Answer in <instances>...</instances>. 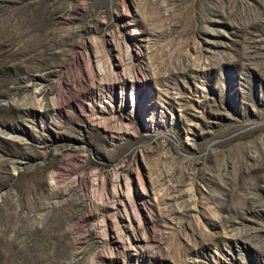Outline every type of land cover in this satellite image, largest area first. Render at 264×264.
Masks as SVG:
<instances>
[{
  "label": "rangeland",
  "instance_id": "1",
  "mask_svg": "<svg viewBox=\"0 0 264 264\" xmlns=\"http://www.w3.org/2000/svg\"><path fill=\"white\" fill-rule=\"evenodd\" d=\"M0 124V264H264V0H0Z\"/></svg>",
  "mask_w": 264,
  "mask_h": 264
},
{
  "label": "bare ground",
  "instance_id": "2",
  "mask_svg": "<svg viewBox=\"0 0 264 264\" xmlns=\"http://www.w3.org/2000/svg\"><path fill=\"white\" fill-rule=\"evenodd\" d=\"M100 72H101V74L104 73L102 67H100ZM47 73H48V72H47ZM50 73H51V72H50ZM38 79H42V77H35V78L31 77L29 80H31V81L33 80V81H34V80H38ZM31 81H29V83H26V86L29 87V88H30V86H33V85L35 84V82H33V83H34V84H33V83H31ZM41 85H42V84H41ZM26 86H25V87H26ZM34 86H35V85H34ZM38 86H39V84H38ZM44 86H45V85H44ZM42 87H43V86H42ZM27 90H28V89H27ZM29 90H30V89H29ZM32 90H33V89H32ZM32 90H31V91H32ZM47 90H48V89H47ZM45 91H46V90H44L43 88H40V86H39V88H36L35 93H36V95L40 96V97H39V100H42L43 96H45V95H44V94H46ZM35 93H34V94H35ZM45 97H46V96H45ZM33 98H34V97H33ZM36 99L38 100V97H37V96H36ZM39 100H38V101H39ZM120 193H121V192H120ZM117 194H118V192H117ZM119 198H121L120 194H119ZM121 199H122V201H123V198H121ZM122 201H121V203H122Z\"/></svg>",
  "mask_w": 264,
  "mask_h": 264
},
{
  "label": "water",
  "instance_id": "3",
  "mask_svg": "<svg viewBox=\"0 0 264 264\" xmlns=\"http://www.w3.org/2000/svg\"><path fill=\"white\" fill-rule=\"evenodd\" d=\"M0 126L3 127V125H1V124H0ZM10 127H12V126H10V125L7 126V128H10Z\"/></svg>",
  "mask_w": 264,
  "mask_h": 264
}]
</instances>
